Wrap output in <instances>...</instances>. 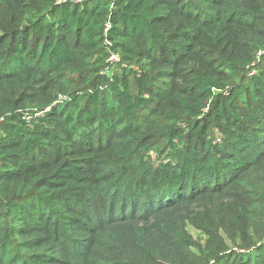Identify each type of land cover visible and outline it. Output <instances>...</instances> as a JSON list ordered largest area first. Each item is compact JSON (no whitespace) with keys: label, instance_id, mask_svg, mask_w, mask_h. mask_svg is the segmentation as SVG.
I'll return each instance as SVG.
<instances>
[{"label":"trees","instance_id":"16d2710c","mask_svg":"<svg viewBox=\"0 0 264 264\" xmlns=\"http://www.w3.org/2000/svg\"><path fill=\"white\" fill-rule=\"evenodd\" d=\"M0 264H264V0H0Z\"/></svg>","mask_w":264,"mask_h":264},{"label":"rangeland","instance_id":"374dc122","mask_svg":"<svg viewBox=\"0 0 264 264\" xmlns=\"http://www.w3.org/2000/svg\"><path fill=\"white\" fill-rule=\"evenodd\" d=\"M191 232L195 235V236H197V231L195 230V229H193V228H191Z\"/></svg>","mask_w":264,"mask_h":264},{"label":"built area","instance_id":"2783aa9c","mask_svg":"<svg viewBox=\"0 0 264 264\" xmlns=\"http://www.w3.org/2000/svg\"><path fill=\"white\" fill-rule=\"evenodd\" d=\"M113 57H116V55H113Z\"/></svg>","mask_w":264,"mask_h":264}]
</instances>
